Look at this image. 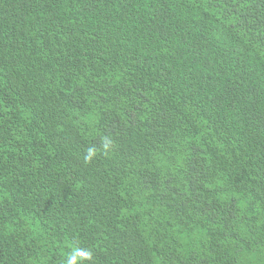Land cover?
<instances>
[{
  "label": "trees",
  "instance_id": "trees-1",
  "mask_svg": "<svg viewBox=\"0 0 264 264\" xmlns=\"http://www.w3.org/2000/svg\"><path fill=\"white\" fill-rule=\"evenodd\" d=\"M0 264H264V0H0Z\"/></svg>",
  "mask_w": 264,
  "mask_h": 264
}]
</instances>
